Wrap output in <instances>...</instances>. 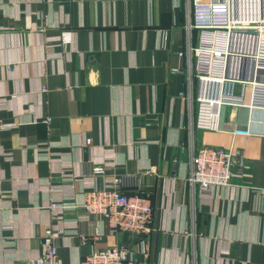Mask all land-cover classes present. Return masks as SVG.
<instances>
[{
	"label": "crops",
	"instance_id": "obj_1",
	"mask_svg": "<svg viewBox=\"0 0 264 264\" xmlns=\"http://www.w3.org/2000/svg\"><path fill=\"white\" fill-rule=\"evenodd\" d=\"M248 10L264 17V1ZM187 23V0H0V117L12 124L0 136V264L39 255L51 226L65 263L124 244V264H264V108L227 107L226 130L191 129ZM203 145L242 149L249 174L204 196L187 180ZM114 175L151 198L150 233H114L82 209Z\"/></svg>",
	"mask_w": 264,
	"mask_h": 264
},
{
	"label": "built area",
	"instance_id": "obj_2",
	"mask_svg": "<svg viewBox=\"0 0 264 264\" xmlns=\"http://www.w3.org/2000/svg\"><path fill=\"white\" fill-rule=\"evenodd\" d=\"M263 1L187 0V29L198 31V42L193 43L189 36L187 48L179 54L189 59L187 98L192 130H226L223 116L227 107L264 108V17H254L248 10ZM70 39L69 31L62 32V41ZM193 84L197 87L195 94ZM43 121L49 123L50 118L45 117ZM11 126L0 117V136ZM107 166L96 164L92 173L96 177L104 176ZM248 171L242 149L203 145L193 154L187 180L192 186L198 185L205 196L214 186L231 185L232 178L247 176ZM105 181L103 186H94L85 192L81 203L85 213L107 220L114 233L128 232L136 236L150 233L154 222L151 198L142 193L124 192L123 178L119 175ZM256 194V208L261 210L264 191L256 190ZM62 205L51 204L55 210L53 215L58 218L62 217L56 209ZM59 232L57 227L47 228L39 255L18 264H124L133 259L129 246L114 244L95 248L78 263H65L56 240Z\"/></svg>",
	"mask_w": 264,
	"mask_h": 264
}]
</instances>
